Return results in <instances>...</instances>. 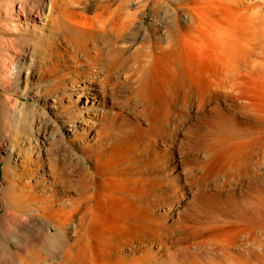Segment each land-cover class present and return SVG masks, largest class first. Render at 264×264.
I'll return each instance as SVG.
<instances>
[{
    "label": "bare ground",
    "instance_id": "bare-ground-1",
    "mask_svg": "<svg viewBox=\"0 0 264 264\" xmlns=\"http://www.w3.org/2000/svg\"><path fill=\"white\" fill-rule=\"evenodd\" d=\"M1 165L0 264H264V0H0Z\"/></svg>",
    "mask_w": 264,
    "mask_h": 264
},
{
    "label": "rangeland",
    "instance_id": "rangeland-1",
    "mask_svg": "<svg viewBox=\"0 0 264 264\" xmlns=\"http://www.w3.org/2000/svg\"><path fill=\"white\" fill-rule=\"evenodd\" d=\"M30 79H32V78H30ZM32 83L34 84V81H30V82H29V84H28V89L33 91L35 85L33 86ZM21 99H23V98H21ZM24 100H27V101L31 102V100H28V99H26V98H24ZM42 101H43V100H42ZM42 101H40V100L37 101V104H38L39 110L42 111V110L44 109L43 111H45V110L48 111V110H49L48 107H47V106H43V105H42ZM43 107H44V108H43ZM42 108H43V109H42ZM0 167H2V165H1ZM1 179H2V168H0V180H1Z\"/></svg>",
    "mask_w": 264,
    "mask_h": 264
}]
</instances>
